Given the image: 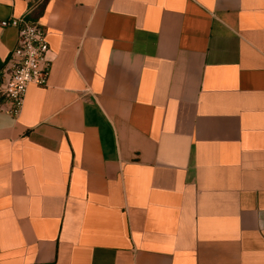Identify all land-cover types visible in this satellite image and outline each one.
<instances>
[{"label":"crops","instance_id":"0c3cea01","mask_svg":"<svg viewBox=\"0 0 264 264\" xmlns=\"http://www.w3.org/2000/svg\"><path fill=\"white\" fill-rule=\"evenodd\" d=\"M25 16L0 264H264V0H0V84Z\"/></svg>","mask_w":264,"mask_h":264},{"label":"built area","instance_id":"2783aa9c","mask_svg":"<svg viewBox=\"0 0 264 264\" xmlns=\"http://www.w3.org/2000/svg\"><path fill=\"white\" fill-rule=\"evenodd\" d=\"M27 16L1 22L4 27L17 29V43L1 74L0 84V97L5 99V107L0 109L12 116L20 113L30 85H46L52 62L44 28Z\"/></svg>","mask_w":264,"mask_h":264}]
</instances>
